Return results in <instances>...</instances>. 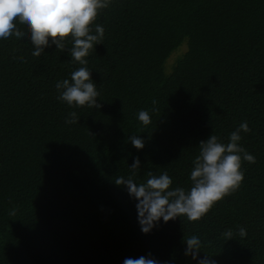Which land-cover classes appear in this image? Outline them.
Returning <instances> with one entry per match:
<instances>
[{
  "label": "trees",
  "instance_id": "trees-1",
  "mask_svg": "<svg viewBox=\"0 0 264 264\" xmlns=\"http://www.w3.org/2000/svg\"><path fill=\"white\" fill-rule=\"evenodd\" d=\"M92 24L104 29L84 58L99 108L56 99L55 83L80 67L70 43L32 56L27 39L0 41V264H122L146 254L195 264L183 255L192 234L214 264H264V0H109ZM69 112L77 123H65ZM242 121L249 131L238 143L255 162L241 160L240 187L197 221L177 217L142 234L135 202L113 183L133 157L137 182L166 171L170 187L187 188L198 142H227Z\"/></svg>",
  "mask_w": 264,
  "mask_h": 264
},
{
  "label": "clouds",
  "instance_id": "clouds-1",
  "mask_svg": "<svg viewBox=\"0 0 264 264\" xmlns=\"http://www.w3.org/2000/svg\"><path fill=\"white\" fill-rule=\"evenodd\" d=\"M108 4L109 0H0V41L7 40L10 36L19 40L27 39L32 45V56H38L52 45L63 50L70 43L67 50L71 59L80 67L71 71L68 78L55 83L58 93L56 99L69 107L86 105L99 108L96 85L90 76V70L85 66L87 61L84 58L103 38V26H93L92 22ZM17 25H22L25 31H21ZM136 119L142 126L149 125V111L139 109ZM77 120L75 112H69L65 123H77ZM241 131H249L246 121H242L228 134L227 142H221L212 134L198 142V154L191 162L188 173L190 184L187 188L170 187L172 178L166 171L159 174L149 171L143 182H137L134 177L140 161L133 157L128 166L130 174L117 176L113 183L121 186L135 202L136 220L142 234L149 233L159 222L177 217H185L189 222L197 221L217 201L240 187L244 175L241 160L255 162V157L238 143ZM127 141L137 150L144 146V139L139 135H129ZM9 215H14V212ZM237 232L240 237L246 236L243 227L237 228ZM222 235L229 240L232 230L228 229ZM183 243V255L190 257L195 264H214L209 256H198L202 247L198 235L185 237ZM122 264L161 262L151 254H146L137 258H124Z\"/></svg>",
  "mask_w": 264,
  "mask_h": 264
},
{
  "label": "rangeland",
  "instance_id": "rangeland-1",
  "mask_svg": "<svg viewBox=\"0 0 264 264\" xmlns=\"http://www.w3.org/2000/svg\"><path fill=\"white\" fill-rule=\"evenodd\" d=\"M183 49H185V48H184V47L180 48V49L178 50V52H175L173 55H175V54H178V53L182 52V51H183Z\"/></svg>",
  "mask_w": 264,
  "mask_h": 264
}]
</instances>
